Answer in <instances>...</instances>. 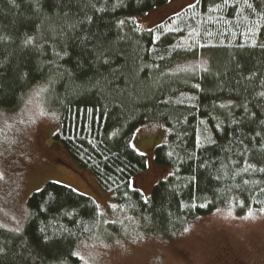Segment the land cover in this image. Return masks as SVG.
Instances as JSON below:
<instances>
[{"label":"trees","instance_id":"1","mask_svg":"<svg viewBox=\"0 0 264 264\" xmlns=\"http://www.w3.org/2000/svg\"><path fill=\"white\" fill-rule=\"evenodd\" d=\"M170 2L0 0V115L44 86L55 145L162 237L219 210H264V0H198L138 23ZM152 123L167 130L154 151L167 175L146 198L133 142ZM28 208L21 233L0 228V264H80L104 224L91 197L53 182Z\"/></svg>","mask_w":264,"mask_h":264},{"label":"rangeland","instance_id":"2","mask_svg":"<svg viewBox=\"0 0 264 264\" xmlns=\"http://www.w3.org/2000/svg\"><path fill=\"white\" fill-rule=\"evenodd\" d=\"M197 1L171 0L137 21L152 29ZM44 94L40 86L19 111L0 115V228L21 233L29 218V198L53 182L91 197L104 218L101 230L79 249L80 264H264V210L246 215L219 210L166 237L144 232L91 172L55 145L58 119ZM166 138L167 130L156 123L135 135L133 146L148 161L136 181L146 198L167 175L154 160L156 147Z\"/></svg>","mask_w":264,"mask_h":264},{"label":"snow or ice","instance_id":"3","mask_svg":"<svg viewBox=\"0 0 264 264\" xmlns=\"http://www.w3.org/2000/svg\"><path fill=\"white\" fill-rule=\"evenodd\" d=\"M262 96H264V93H261Z\"/></svg>","mask_w":264,"mask_h":264}]
</instances>
